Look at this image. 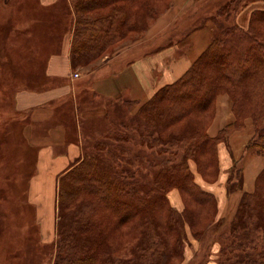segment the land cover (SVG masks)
Returning <instances> with one entry per match:
<instances>
[{
	"label": "trees",
	"instance_id": "obj_1",
	"mask_svg": "<svg viewBox=\"0 0 264 264\" xmlns=\"http://www.w3.org/2000/svg\"><path fill=\"white\" fill-rule=\"evenodd\" d=\"M251 1L229 0L217 10L212 17L215 29L210 44L180 78L159 88L143 104L125 100L132 106L137 104L134 109L141 104L132 111L133 116L148 113L143 122H124L120 127L134 126L140 131L136 139L140 140L139 147L182 152L177 161L169 160L157 167L154 189L148 192L133 182L134 170L148 167L150 159L140 156L145 151L134 143L136 135L130 136L133 143L125 142L118 152L108 148L106 156H84L59 177L61 222L58 219L55 264H173L184 259L187 225L191 227L192 222L195 226L203 212L210 214L218 199L196 181L191 161L198 172L203 176L211 173L213 176L207 177L216 181L219 144H229L230 134L242 128L247 118L252 119L254 127L249 148L264 156V9L253 10L247 28L236 20L237 13ZM71 3L75 15L68 14L65 23L69 25L75 16L70 53L73 70L119 53L115 48L129 34H143L158 8L154 0ZM229 20L233 23L228 24ZM221 93L232 97L236 118L211 136L197 114L204 111L213 117ZM112 135L128 140L119 133ZM125 152H132L130 156L134 157L123 160ZM240 162L234 159L230 168L227 186L232 192L243 190L244 168ZM174 187L185 195L184 211L170 203L168 190ZM226 230L227 236L219 239V264H264V168L254 190L243 193Z\"/></svg>",
	"mask_w": 264,
	"mask_h": 264
},
{
	"label": "crops",
	"instance_id": "obj_2",
	"mask_svg": "<svg viewBox=\"0 0 264 264\" xmlns=\"http://www.w3.org/2000/svg\"><path fill=\"white\" fill-rule=\"evenodd\" d=\"M41 2L45 5H55L57 0ZM186 2L187 0H174L172 9L160 18L158 25L152 29L153 34L143 40L153 41L164 34L165 38L168 37L167 42L145 50L144 54L137 58L123 56H131L127 55V52L143 42L125 47L103 61L104 63H99L87 70V73L76 77L74 73L77 69L73 70L70 59L73 29L63 31L61 24V32L56 33L57 35L56 30L41 33L42 40H37V44L42 41L40 51L36 45L37 56L31 64L34 68L28 76L17 81V85L25 87L16 90L14 97L12 95L13 100L11 97V111L22 115L21 124L16 127L3 126V129H22L21 135L33 155L35 171L31 175L28 193L31 202L38 209L37 216L41 222L42 236L46 241L56 239L55 206L58 178L82 158V134L84 129H91L90 120H107L112 101L130 99L140 101L141 104L148 101L159 88L180 78L210 44L215 26L209 20L205 25L194 28L192 24L200 15L196 7L182 10ZM255 9H264V0L242 8L236 16L237 23L247 28ZM173 34L185 39L176 43ZM156 49L162 50L154 52ZM178 51H184L186 55L183 58L173 57ZM23 54L28 53L23 51ZM168 58H171L170 62L167 61ZM31 59L26 58L24 64H29ZM80 87L82 104L79 96L81 91L78 89ZM218 105L217 120L209 131L211 136L217 135L220 129L234 120V115L227 107L230 106L228 96L221 95ZM246 123V129L253 126L252 121L248 120ZM94 129H105V126ZM106 129H110V126L107 125ZM248 140L245 132L239 131L231 136L229 147L224 142L220 144L222 172L226 174L224 177L225 174L222 173L220 181L210 187L203 186L198 179L204 188L217 196L220 202V216L227 218L225 223L233 218L243 193L254 190L256 178L264 168V156L245 150L244 146ZM225 151L229 154V151H232L236 160H244L243 190L230 196L227 195L225 184L234 161Z\"/></svg>",
	"mask_w": 264,
	"mask_h": 264
},
{
	"label": "rangeland",
	"instance_id": "obj_3",
	"mask_svg": "<svg viewBox=\"0 0 264 264\" xmlns=\"http://www.w3.org/2000/svg\"><path fill=\"white\" fill-rule=\"evenodd\" d=\"M228 1L229 0H187V2L182 7V10L189 9L190 7H196L198 9V14L200 17L197 18V20L192 24L194 28L205 25L209 20L215 26L212 17L216 15L217 10ZM257 1L260 0H252L250 4ZM71 2L72 0H57L55 5H45L42 4L41 0H0V264H55L56 260L58 259L59 249L58 245H56V239L53 241H46L43 238L41 222L38 220L37 216L38 209L36 208V205L31 202L30 195L28 193L31 175L35 171L33 155L30 153V148L26 145L25 140L21 135L22 129H3V126L16 127L21 124L22 115L19 113H13L11 111V108L13 107V104H11V97L16 93L18 88L25 87L23 85H17V81L28 76L31 69L34 68V66H31V64H33V61L37 56L35 55L36 45L40 51L42 41H39L37 44V40H42V38H40L41 33H49V31L55 30V34L59 33L61 32V24L63 26V31L74 28L75 16H73V20L69 25L65 23L66 19H68V14L75 15V10L72 8L73 6L71 5ZM154 2L158 6L154 13V16H157L149 24V27L146 29V31L143 34H129L128 39L117 46L115 50L118 49L120 52L125 47H130L136 43L143 42L145 37L153 34L152 29L158 25L160 18L168 13L174 5V0H154ZM181 15L182 12L180 13L179 17ZM232 23L233 20L228 21V24ZM65 26H68V28H65ZM173 35L174 41L176 43H179L185 39L181 36L175 37L176 34ZM167 41L168 37L166 36L165 38L163 34V36H158L153 41H144L143 44H140L137 48L127 52V55L131 56L123 57L137 58L138 56L144 54L145 50H151L157 45ZM26 45L28 46L26 47ZM160 50L162 49H156L154 52H159ZM23 51L29 55L23 54ZM185 55L186 54H184V51H178L172 56L176 58H183ZM110 57V55H105L88 67L78 68L74 73V77L87 73V70L95 66V64L98 65L99 63H104L103 61ZM26 58H32L29 64H24ZM167 61L170 62L171 58H168ZM9 68L11 70H9ZM78 89L81 91L79 96L80 103L82 104V90L81 87ZM221 95H226L229 97L230 106L227 107L230 113L234 115V120L236 118L232 97L227 93H221L217 97L215 106L216 109L213 117H209L207 112L204 111H200V113L197 114V118L205 121V128L208 126V133L210 131V127L217 120L219 106L218 98ZM125 100L126 99H121L117 102L112 101L109 107L107 120H90L91 129H84V133L82 134V158H84L86 155L95 153H100L103 156H106L108 148L118 152L121 150L125 142L128 141L133 143L130 137L131 135H136V137L138 134L141 135L140 131L135 129L134 126H131L128 129H120V127H123L121 124L124 122L129 124H138L143 122L145 119H148V113L141 114L139 117L133 116L132 111H134V106L137 104L132 106ZM200 106L201 104H199V107ZM6 110H8L9 113H3V111ZM248 120L250 122L252 121L250 118L246 119V121ZM180 122L183 123V121ZM87 125L89 124L87 123ZM107 125L110 126V129H106ZM95 126L97 128L100 126H105V129H94L96 128ZM247 127V123H245L242 128L234 130L230 134L228 140L230 141V138L234 133L239 131L245 132V135L249 137V140L244 146L245 150L254 152L252 148H249L250 141L254 136V127L251 125V127L246 129ZM220 131L221 129L218 133H220ZM114 133L124 135L126 138H128V140H119L114 135H112ZM162 136H168V134L164 135L163 133ZM136 139L138 140L139 137L134 139V143L137 145V148H144L145 151V154L142 153L140 156L145 159L149 157L150 159H147L148 167L140 166V170L138 168L137 171L134 170L137 166L132 167L135 172L133 182L144 186V188L150 192V190L154 189L155 186V171L157 167L159 166L160 168L165 162L169 160L177 161L182 152H159L155 149L154 151H150L149 147L146 145L139 147L138 142L140 140L137 142ZM220 144L218 147L220 168L219 177L216 181L212 182L211 178H209L213 176L211 173L203 176L200 172H198L196 163L191 161V167L195 173V179L197 182L199 179L203 186L208 185L211 187L213 184H216L222 179L221 175L223 173V167L220 158ZM228 145L229 144H227V146ZM134 150L138 151L137 149ZM132 152H125V154L121 157L123 160H125V158L128 156L134 157L130 156ZM229 152L230 154L226 152V155L229 157L231 155L232 160H236L232 151ZM24 157L25 160H23ZM243 162L241 161L239 165L244 168ZM154 164H156L155 167ZM228 173L230 174L231 171ZM225 176L226 174L224 177ZM58 181L55 206L56 238L58 219L61 222L59 217L60 205L58 201ZM225 186L228 196L234 193L230 191L229 187L227 186V182ZM168 197L170 203L177 210L180 212L184 211L186 205L184 202L185 195L183 192H181L177 187H174L168 190ZM49 202H51L50 199ZM219 206L220 202L217 199L216 207L211 208L210 214L208 212L201 213L199 218H196L198 220H195V226L191 222L193 229L191 228L192 226L190 227V225H187L188 234L185 247V257L181 260L179 258L173 264H219L220 259H222V257H220L219 239L221 236H227L228 231L226 229L229 227L230 222L234 219L239 203L233 218L228 223H225L227 218L220 216ZM49 210L50 212L52 211V203L49 204ZM214 214L216 215L214 218L215 220L213 219ZM52 228L53 225L49 230V234L51 233ZM127 228L128 225L124 227L125 230ZM124 229L122 230V234L125 231ZM128 234L131 235L130 232H128Z\"/></svg>",
	"mask_w": 264,
	"mask_h": 264
}]
</instances>
